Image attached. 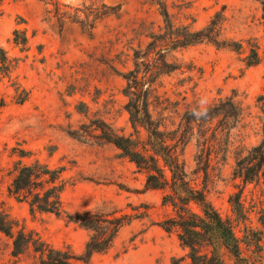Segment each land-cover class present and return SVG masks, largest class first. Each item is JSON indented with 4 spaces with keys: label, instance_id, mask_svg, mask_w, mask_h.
Masks as SVG:
<instances>
[{
    "label": "rangeland",
    "instance_id": "rangeland-1",
    "mask_svg": "<svg viewBox=\"0 0 264 264\" xmlns=\"http://www.w3.org/2000/svg\"><path fill=\"white\" fill-rule=\"evenodd\" d=\"M0 0V48L14 69L0 73V221L14 231L25 229L35 240L57 250L81 255L89 232L69 215L96 212L126 214L112 248L96 254L94 264H190L177 233L155 225L171 209L162 206L163 191L147 190L146 176L102 137L112 127L134 132L126 110L124 75L134 69L138 51L156 49L155 38L165 27V3L177 25L206 28L224 13L221 40L243 43L249 52L258 45L261 63L246 68V54L210 42L160 52L168 63L150 81L159 94L180 106L179 124L189 119L187 104H199L210 116L215 104L234 97L244 120L230 126L211 121L207 139L214 145L210 160L197 158V133L184 149L183 160L193 183L205 187L213 206L224 217L237 218L236 198L244 206L248 225L264 220V177L245 183L235 176L238 157L256 145L264 105V19L258 0ZM16 30L28 36L26 48L14 42ZM21 37V36H20ZM156 51V50H155ZM156 54V52H155ZM173 65L178 68L169 72ZM161 73V72H160ZM186 98V100H184ZM175 108V107H174ZM229 127H233L229 129ZM144 134V132H143ZM40 161L64 167L68 182L62 194L64 214H31L29 205L9 194L16 164ZM207 171V172H206ZM242 237L243 225L236 227ZM0 264H41L31 247L14 255V240L0 231ZM73 264L78 262L73 261Z\"/></svg>",
    "mask_w": 264,
    "mask_h": 264
},
{
    "label": "trees",
    "instance_id": "trees-1",
    "mask_svg": "<svg viewBox=\"0 0 264 264\" xmlns=\"http://www.w3.org/2000/svg\"><path fill=\"white\" fill-rule=\"evenodd\" d=\"M42 1L57 3L56 0ZM258 1L264 19V0ZM160 8L165 27L162 29L164 33L154 40L156 49L138 51L134 56V69L124 75V95L128 99L126 110L134 132L121 135L109 127L106 131L101 130V135L145 174L147 190L164 192L162 206L170 208L171 214L155 225L168 233H177L182 247L188 251L190 264H264V220L260 221V228L248 225L249 219L238 198L232 201L237 218L222 216L208 199L205 187L195 185L189 178L183 160L184 149L197 134V129L200 131L197 158L201 163L209 162L214 149L207 139V133L212 129L211 121H225L230 126V120H235L237 124L244 120L242 105L234 97L221 100L205 119L206 112L199 104L186 103L190 118L183 117L177 124L174 114L179 117L180 106L174 105L168 97L163 98L150 81L156 73L167 74L163 70L169 65L160 54L164 47L178 49L210 42L246 54L244 62L249 69L261 63L258 45H251L248 52L243 43L221 40L223 12L217 13L206 28L196 31L190 25H177L165 3ZM14 42L26 48L28 36L16 30ZM171 68L169 72L178 69L176 65ZM13 69L12 61L0 48V73L8 77ZM261 110V139L245 149L236 162L235 176L245 183L260 182L264 177V105ZM65 171L64 167L51 168L40 161L30 165L16 164L9 194L27 203L31 214L61 216L64 214L62 194L68 185ZM69 219L89 232V240L81 255L54 249L40 239L35 240L25 229L18 231L16 236L14 225L6 218L0 221V231L14 240L16 256L33 247L40 254L41 264H73V261L94 264L93 256L107 253L121 230L135 218L118 213L85 212L69 215ZM240 224L243 225L242 237L236 231Z\"/></svg>",
    "mask_w": 264,
    "mask_h": 264
}]
</instances>
